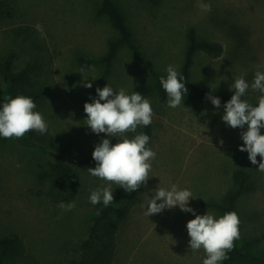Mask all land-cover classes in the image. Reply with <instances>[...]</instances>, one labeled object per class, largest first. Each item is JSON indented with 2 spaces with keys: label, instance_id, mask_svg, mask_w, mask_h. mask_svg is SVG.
Segmentation results:
<instances>
[{
  "label": "rangeland",
  "instance_id": "rangeland-1",
  "mask_svg": "<svg viewBox=\"0 0 264 264\" xmlns=\"http://www.w3.org/2000/svg\"><path fill=\"white\" fill-rule=\"evenodd\" d=\"M101 0H0V62L15 51L12 72L27 62L33 63L25 90H41L35 102L44 116L58 146L50 148L25 134L21 138L0 136V234L16 232L39 264H63L61 243L75 235L91 214V191L111 182L89 174L95 167L92 158L78 167L79 187L73 201L76 207L64 211L47 194L49 178L39 179L44 162L61 155L73 163L92 156L95 145L107 137L94 133L87 123L85 102H92L84 83L101 74L100 65L82 68L79 57L100 56L106 41L117 32L106 17L97 14ZM121 10L133 42L142 57L160 76L166 78L169 65L180 67L186 45V31L193 27L205 39L219 41L222 54L211 58L201 51L193 55L190 81L230 100V85L246 74L252 81L255 71H264V0H203L211 4L205 12L198 0H111ZM37 25L43 33L37 30ZM117 91L141 93L152 103L151 135L146 147L156 152L146 185L137 189L139 202L117 230L113 264H203L201 248L190 249L186 224L193 213L179 206L146 216L154 190L176 184L190 189L194 199L189 206L196 214H222L204 202L221 201L233 186V172L242 169L254 183L250 192L236 202L241 238L256 239L251 252L264 255V172L253 165L241 128H232L223 120V106L191 100L177 108L168 106V96L161 97L155 80L134 58L126 45L119 47L111 71L105 79ZM104 84V85H105ZM165 91V90H164ZM258 92L249 90L246 99L254 106ZM9 96L0 78V101ZM264 134V128L261 129ZM126 135H129L128 133ZM115 144L117 137L109 138ZM66 144L60 153V146ZM113 191L117 184L111 183ZM237 264H256L249 260Z\"/></svg>",
  "mask_w": 264,
  "mask_h": 264
},
{
  "label": "clouds",
  "instance_id": "clouds-1",
  "mask_svg": "<svg viewBox=\"0 0 264 264\" xmlns=\"http://www.w3.org/2000/svg\"><path fill=\"white\" fill-rule=\"evenodd\" d=\"M197 6L205 12L211 11V4L198 0ZM37 30L43 33L40 25ZM167 76L160 77V83L167 93L168 106L177 108L184 103L188 93L186 79L177 68L169 65L166 69ZM245 75L236 78L230 85L234 94L223 105L222 120L232 128L247 129L241 132L244 141L239 146L240 151H247L248 159L253 165L261 161L257 168L264 172V71L257 70L252 81ZM84 87L91 88L92 83L86 82ZM258 92V102L254 106L246 99L248 91ZM97 96L92 97V102H85L84 111L87 114L86 125L96 133H106L107 137H117L115 144L109 138H103L95 145L92 158L95 167L87 168L89 174L101 180L115 183L126 192L131 193L146 185L152 169V161L156 152L146 147L150 137L144 132H137L138 126H149L152 123L153 108L151 101L141 93L133 91L127 94L124 89L118 91L108 83L103 88H96ZM207 99L219 109L221 99L218 96L207 94ZM0 105V136L11 139L21 138L26 133L36 130L44 134L48 130L47 122L39 111H34L37 105L30 96H6ZM127 133H135L129 137ZM111 183L91 191L90 203L96 205L103 202L108 206L114 202ZM190 189H178L176 184L167 188L157 187L149 201L145 215L159 214L165 209L176 206L184 212L193 213L194 218L187 224L190 237L189 245L193 251L203 248L206 258L203 264H220L229 259L228 252L234 247V241L240 238V218L237 212L230 211L216 218L213 212L207 211L203 215L196 214V210L189 206L190 199H194ZM64 211H71L76 207V202L71 201L59 204Z\"/></svg>",
  "mask_w": 264,
  "mask_h": 264
},
{
  "label": "trees",
  "instance_id": "trees-1",
  "mask_svg": "<svg viewBox=\"0 0 264 264\" xmlns=\"http://www.w3.org/2000/svg\"><path fill=\"white\" fill-rule=\"evenodd\" d=\"M156 4L159 0H149ZM97 14L106 17L111 26L116 30L117 36L106 41V49L100 56L88 58L79 57V65L86 68L93 65H100L101 74L95 79L89 97H96V88L104 87V81L108 75L112 61L120 46L126 45L134 58L155 80V86L161 95L165 97V91L160 83V75L154 71L150 63L145 60L136 44L133 42L130 30L125 24L124 16L119 7L111 0H101ZM201 51L211 58L219 57L223 52V46L219 41L199 37L193 27L186 31V45L183 53V60L180 72L186 79L188 88L185 103L191 100H198L201 103H209L207 94L218 96L223 106L229 99L221 94L214 93L205 88H200L190 81V68L193 63V55ZM16 58L15 51H9L0 62V78L7 85L9 96L17 95L30 96L34 102L41 97V90H25L28 84L29 74L33 68L32 62H27L18 72L13 73L12 67ZM2 105V101H0ZM137 132H144L151 135V126H138ZM32 139L40 143H46L50 148L58 146V143L49 128L46 133L40 134L36 130L26 133ZM129 137L135 133H128ZM66 144L60 146V153L65 151ZM59 155L53 160L44 162L45 167L39 175L42 180L49 178L47 194L49 199L60 204L71 202L75 199L79 187L78 167L86 164L92 156H85L75 160L73 163L64 162ZM233 186L227 191L221 201L204 202L206 207L219 211L222 215L226 212H236V202L244 193L250 192L254 183L247 172L237 169L233 172ZM114 202L104 206L103 202L91 204V214L88 216L83 228L75 235L67 236L61 243V260L63 264H113L117 245V230L120 223L125 220L132 207L139 202L137 191L126 192L118 186L113 191ZM240 238L234 241V247L228 252L229 259L220 264H237L239 261H251L256 264H264V255L251 252V246L256 239L243 240L241 238V226H239ZM0 264H39L35 256L27 250L25 242L20 234L7 232L0 234Z\"/></svg>",
  "mask_w": 264,
  "mask_h": 264
},
{
  "label": "crops",
  "instance_id": "crops-1",
  "mask_svg": "<svg viewBox=\"0 0 264 264\" xmlns=\"http://www.w3.org/2000/svg\"><path fill=\"white\" fill-rule=\"evenodd\" d=\"M204 39H205V38H204ZM103 53H104V52H103ZM103 53H102V54H103ZM183 53H184V52H183ZM102 54H101V55H102ZM115 56H116V55H115ZM114 58H115V57H114ZM113 60H114V59H113ZM112 63H113V61H112ZM111 67H112V65H111ZM141 67H142V66H141ZM190 70H191V68H190ZM110 71H111V68H110ZM110 71H109V73H110ZM109 73H108V74H109ZM107 76H108V75H107ZM107 76H106V77H107ZM105 79H106V78H105ZM104 82H105V81H104ZM104 84H105V83H104ZM104 86H105V85H104ZM200 88H202V87H200Z\"/></svg>",
  "mask_w": 264,
  "mask_h": 264
}]
</instances>
